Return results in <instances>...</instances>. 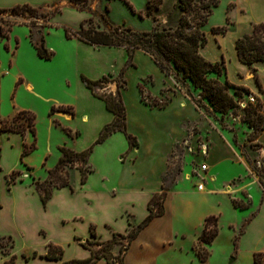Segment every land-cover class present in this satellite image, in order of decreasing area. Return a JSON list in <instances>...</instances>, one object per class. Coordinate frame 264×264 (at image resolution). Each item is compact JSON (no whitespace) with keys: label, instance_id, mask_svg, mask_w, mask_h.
Returning <instances> with one entry per match:
<instances>
[{"label":"rangeland","instance_id":"1","mask_svg":"<svg viewBox=\"0 0 264 264\" xmlns=\"http://www.w3.org/2000/svg\"><path fill=\"white\" fill-rule=\"evenodd\" d=\"M217 1L218 5L214 8L208 23L202 28L207 39L208 35H215L213 28L227 27L229 30L232 21L230 17L237 18L236 7L232 9L231 0ZM148 3L149 0H0V9H10L24 4L42 8L44 17L38 15V18L37 16L36 18L32 17L29 12L19 17L10 16L11 13L1 14L0 27L8 30L10 27L7 22L17 21L19 23L13 25L15 26L14 34L23 36L29 33V24H36L35 27L45 25L43 35H45L46 47L53 52L52 59H42L36 68L39 76L45 80L46 88L43 94L50 100L45 104V108L41 109L39 115L33 113L36 135H30L31 139L26 142L21 154L23 155L26 146H28L29 153L23 156V163L20 159V163L23 169H27V164L31 168L30 172L33 173L34 177L30 181L48 178L50 171L48 166L54 168L59 161V148L62 146L59 144H62L63 140L66 139L70 145L73 140L67 128L72 130L79 127L78 141L80 146L84 150L93 147L89 162L92 172L88 175L87 184H82V174L75 170V168L82 167V162H78L74 167L64 171L65 175L68 173L67 179L70 185L69 188L65 189H58V187L53 189L51 198H56L51 209L53 217L48 219V221L51 220L49 227H45L46 220L38 219L36 227L25 233V237L18 236L15 238L12 251L15 255V264L56 263L47 260L63 264L78 260L70 257L83 254L85 249L91 250L93 247L85 245L86 241L58 246L51 241V238L60 235V229L63 230V234L66 231H71L74 227L82 232L83 228H80V223L86 222L89 218H94L99 223V225L97 223L92 224L91 230L95 236L103 239L111 234L112 228H120V221L127 222L128 220V223H133L130 211L124 212L123 216L116 219V223L114 221L103 223L108 215L112 214V211L124 208V204L120 201L117 200L113 205L108 200L109 197L112 199L121 197V193L116 195L109 193L106 196L108 198L101 199L102 201H99L97 206L95 204V207L91 202L92 200L88 198L92 197L91 194L94 191L105 193L111 190L116 184L119 168L127 166L126 169H132L133 172H136L135 177L141 180L139 175H147L150 167L143 155L135 164L136 156L134 153L131 151L120 152L129 142L125 134H119L117 136L119 138H114L108 142L106 147L95 144L101 132L98 130L99 126L103 124L104 120L112 118V115L107 112L104 103L97 100L92 91L87 88L82 80L83 77L94 81L107 77L101 87L97 88L99 94L109 95L111 94L109 93L110 88L114 90V93L121 88L122 99L131 121L130 124L141 137L142 132L138 122V119H142L141 111L138 110L140 98L152 107H160L169 103L173 93L182 92L186 93L192 101L202 102L205 107L196 104L201 116L192 122V150H187L191 142H185L182 146H178L175 156L171 157L172 166L167 174L168 182L176 181L184 171L182 158L185 156L186 150L189 151L191 158V161L188 162V170L194 176H203L200 169L202 163H206L204 159L211 153V138L213 146L217 149L215 154L219 163L213 169L217 176L216 181L211 182L209 176L206 180L209 187L225 188V192L229 196L220 192L214 196V199L221 197L224 200L222 215H217L219 217V232L211 247L200 242L197 249L203 246L208 247L209 256L206 264H255L254 254L264 252V187L259 182V175L264 177V126L262 129L260 127L254 129L245 121L246 115L252 112L254 107L258 109L256 114H252L254 119L258 118L260 114L264 116V93L255 95L259 100L257 106L253 107V105L248 104L246 107H242L239 101H248L249 95L252 93L246 87L232 84L227 78L226 66H224L221 75L210 74V77H217L222 83L228 84L229 92L235 97L236 106L229 113L222 114L214 109L210 101L203 96L201 90L195 88L193 84L182 79V77H180L181 81L178 82L174 75H168L146 52L140 50L137 55L134 53L133 58L130 59V54L124 48L98 49L79 39L78 31L82 24L87 29L112 30L120 26L130 27L141 32L151 31L155 27L170 29L178 25L183 14L178 7V0H163L160 7L155 9L151 16L147 15ZM230 10L235 13L231 14ZM239 15L245 16L242 12H239ZM237 33L238 27L237 30L234 29L228 35H236ZM231 39L232 36L227 37L228 46L232 43ZM219 62L222 60L220 59ZM161 72L166 77L171 76L174 79L176 89L165 91L164 96L155 98L147 92V88L152 84L161 85ZM67 104L69 106H66ZM64 109H68L64 112V117L67 116L69 119L61 117L59 112H63ZM84 114L90 116L89 121L85 120L87 123L82 122ZM72 118L73 121L71 122ZM51 122L53 123L52 127ZM25 124H27L26 121ZM100 128V130L103 129V127ZM204 130L208 132L206 133ZM219 134L225 135V140ZM226 138L232 140V146L241 159L229 158L230 155H234V151ZM138 141L140 143V139ZM141 141L143 142V140ZM9 149L10 152L5 156V161L8 164H14L18 159V147L15 144ZM16 178L20 180L23 175L17 174ZM20 187L22 186L20 185ZM16 191V193L8 191L4 181L0 197H15L20 193L19 190ZM30 194L34 197L32 192ZM35 197H39L37 192ZM60 197H65L63 204L68 206V209L76 207L80 210L83 219H64L62 225L61 222L57 223L55 219L57 209L63 200ZM111 198L109 199L111 200ZM69 200L72 202L70 203ZM234 200H237L241 205L248 204V208H237L234 205ZM75 221L79 225L76 226ZM175 225L177 227L184 226L176 218ZM134 228L136 227L132 229ZM88 241L93 240L90 237ZM0 242L6 250L10 249L12 244L10 239H1ZM50 246L61 251L60 259H49L45 256L49 254ZM118 246L122 247L119 254L121 256L125 242L119 243ZM45 249L47 252L43 254ZM195 252L197 250H192V254ZM183 259L184 257L174 250H169V254L165 256V262L167 261L169 264H182L185 262ZM188 264L202 263L198 258Z\"/></svg>","mask_w":264,"mask_h":264},{"label":"crops","instance_id":"2","mask_svg":"<svg viewBox=\"0 0 264 264\" xmlns=\"http://www.w3.org/2000/svg\"><path fill=\"white\" fill-rule=\"evenodd\" d=\"M230 5L232 9L236 7L237 18L233 19L230 17L232 21L227 34L213 32L215 35H208V42L201 49V53L210 62L214 63L220 59L224 61L227 78L232 84L248 88L253 95H260L264 93V62H256L252 67L243 63L236 51V41L246 34H251L256 24L264 22V0H231ZM230 12L231 14L235 13L233 10H230ZM239 12L244 13L245 16L241 17ZM14 27L10 30L8 38L0 34V123L2 120L14 119L22 111H29L39 115L41 109L45 108V104L50 100L43 94L46 88L45 80L39 76L36 69L43 58L38 56L30 38V31L23 36L15 35ZM237 27L238 33L236 35H228L234 29L237 30ZM228 36H232V43L229 46L227 44ZM93 47L98 49L111 48L108 46ZM139 51L140 49L135 54L137 55ZM160 75L161 85L152 84L147 88V92L155 98L164 96L165 91L176 89L175 81L171 76L166 77L163 72ZM113 91L110 88L109 93H117V91L115 93ZM94 97L102 101L106 108L104 100ZM140 101L138 110L141 111L142 119H138V122L142 137L132 128L127 114L128 132L135 136L137 141L140 139V143L138 141V146L132 149L128 142L127 146L120 152L131 151L134 153L136 156L134 159L135 164L140 156L143 155L149 164V172L147 175H139L141 180H138L135 177L136 172H133L132 169H126L127 166L119 168L116 184L111 190L105 193L94 191L91 194L92 197H88L89 200H92L91 202H93L95 207V204L97 206L98 202L102 201L101 199L108 198L106 196L109 193L114 195L121 193V197H114V199L109 197L111 200L109 198L108 200L113 205L118 200L124 204V208L112 211V214L108 215V218L103 223L113 221L116 223V219L123 216L126 211H130L133 223H128V220L127 222L120 221V228H112L111 234L103 239L92 234L91 225L95 223L99 225V223L94 218H89L86 222L80 223V228H83L82 232H79L74 226V229L69 232L66 231L64 234L63 230L60 229V235L52 237L51 241L58 246H64L71 242H87L90 237L93 241L107 242L112 240L115 234L128 235L133 227H137L148 217L152 198L160 196L164 197L163 213L154 217L131 241H128V239L121 240L120 244L125 242L122 251L123 264H169L167 261L165 262V256L169 254V250L177 251L180 256L184 257L183 260L185 262L182 264H188L199 258L197 252L192 254V250L196 251L201 242L200 236L203 233L206 219L210 216L222 215L224 200L221 197L214 199V196H217L219 192L229 196L225 192V188L209 187L206 180L209 176L211 182L216 181L217 176L213 169L219 163V159L215 154L217 149L213 146L210 138L211 153L204 159V162L208 163V171L200 169V173L203 174L202 177L192 175V172L188 170V162L191 161V158L187 150H192V122H195L201 116L196 103L186 93L182 92L173 93L169 103L161 108L152 107L141 98ZM66 106H69V104ZM106 110L112 115V118L104 120L103 124L98 128L99 131H101L100 127H104L114 119V114L107 108ZM59 113H61L63 119H69L67 116L64 117V112ZM89 119L90 116L84 114L82 122L87 123L85 120L89 121ZM78 128L75 127L71 130L73 140L70 145H68L69 142L66 139L59 145H68L67 147L75 151H83L84 148L80 146L78 141L80 131ZM31 134L28 131L24 135L14 131H0V191L5 181L8 191L16 193V190H19L18 192H20L15 197H0V240L10 239L13 245L15 238L18 236L25 237V233L32 231V228L36 227L38 219L46 220L47 224L45 227H49L51 220L48 221V219L53 217L51 209L56 197L50 198L47 205H44L42 197H40L41 194L36 189L35 181H30L34 177L33 173L30 172L31 168L28 164H25L27 169L22 168L23 155L21 154L24 145L31 139ZM119 134L125 133L116 132L111 134L100 146H108V142L114 138H119L117 137ZM220 136L225 140V135ZM226 141H228L234 151V155H230L229 158L237 157L241 159L236 149L232 146V140L226 138ZM185 142H191V144L184 152L186 157L182 158L184 171L176 181L166 182L164 177L171 169V157L175 156L178 146H182ZM15 144L18 147V159L14 164H8L5 161V156L10 152L9 148L14 147ZM51 167L48 166V169H53V166ZM75 170L81 172L79 168H75ZM14 171H20V175H23V178L10 183L8 177ZM38 180L44 181L42 178ZM86 184L87 182L83 185ZM200 184H203L202 190L198 188ZM167 185L169 188H166ZM65 188H69V186L58 189ZM30 192H32L34 197L31 196ZM36 192L39 197H35ZM61 199L63 200L57 209L55 218L57 223L61 222L62 225L64 219H83L80 210L76 209L75 206L74 209H68V206L63 204L65 197ZM158 208L157 205H153L154 212H157ZM175 218L180 220L184 226L177 227ZM75 224L76 226L79 225L78 222ZM213 242L207 246L211 247ZM118 245L119 243L115 244L111 250L113 256H118L121 252L122 247L120 248ZM92 247L100 248L97 244L92 245ZM13 249L14 246L10 249L11 254H7L0 245V264H6V261L13 255ZM46 252L45 249L43 254H46ZM91 254L90 249H85L83 254L74 255L70 258L87 259ZM47 261L56 262L52 264H60L57 261ZM95 264H110V262L106 258H101Z\"/></svg>","mask_w":264,"mask_h":264},{"label":"trees","instance_id":"3","mask_svg":"<svg viewBox=\"0 0 264 264\" xmlns=\"http://www.w3.org/2000/svg\"><path fill=\"white\" fill-rule=\"evenodd\" d=\"M163 0H149L147 15L151 16L155 9H158ZM218 5L217 0H178V7L183 12L180 17L179 23L175 28L155 27L151 31L141 32L130 27H116L112 30H98L95 28H86L84 24L81 25L78 34L80 40L90 44L92 46H108V47H124L130 54V59L133 58L136 50L140 49L148 53L152 59L164 70L168 75H174L179 82L180 77L189 81L193 86L201 90L203 96L207 98L214 109L222 114L229 113L235 106V97L229 92V85L222 83L217 77H210L211 73L221 75V72L225 66V62H210L201 53V49L204 48L208 42L205 32L202 28L208 23L214 8ZM29 12L32 17L43 16L44 11L42 8H35L31 5H17L10 9H0V15L4 13H11L10 16L19 17L24 13ZM19 22L10 21L7 22L9 29L5 30L0 27V34L8 38L11 27ZM25 24V23H23ZM29 24L30 38L35 46L38 56L45 60H50L53 57V52L46 47L45 35H43V28L45 25ZM193 29V31H192ZM191 30V31H190ZM227 27L213 28L214 33H226ZM236 51L239 59L252 67L256 62H264V22L256 24L251 34H246L240 37L236 41ZM107 79L104 77L100 80H89L85 77L82 78L92 93L105 101L106 108L114 114L112 122L103 127L95 144L103 143L108 136L116 132H124L130 144V148L138 146V141L135 136L130 134L127 129V111L122 99L121 88L118 89L116 94H99L97 88L101 87L102 83ZM144 99V98H143ZM194 102L202 107L204 104L200 101ZM256 104H251L257 106ZM167 103L161 107L166 106ZM68 109L62 110L66 112ZM257 108L254 107L252 112L246 115L245 121L248 125L254 129L264 126V116L258 115V118L254 119L252 114L257 112ZM24 121V123H23ZM25 121L27 124H25ZM0 131H14L21 134H25L26 131H30L32 135H36L35 128V116L29 111L20 112L12 120H2L0 123ZM70 135L72 132L67 128ZM34 145L31 147L33 149ZM61 157L57 165L49 171V176L46 180H35L37 190L41 193L42 201L46 205L52 196L53 189L55 187L62 188L70 185L67 179L68 173L64 174L69 168H72L78 162H82V167H78L82 174V184H85L88 179V175L92 172L89 165V160L93 151V147H89L83 151H75L67 146H61ZM29 153V147L26 146L23 156ZM258 172V171H257ZM20 174V171H14L8 180L10 183L17 180L16 175ZM259 175V172L257 173ZM167 182V175L164 177ZM259 182L264 187V177L259 175ZM166 188H169L167 185ZM163 200L164 197L155 196L152 198L148 217L136 228L132 229L128 235L115 234L114 238L107 242L101 241H87L85 245L97 244L99 249L92 248V254L87 259L72 260L64 262L63 264H95L99 259L106 258L110 264H123V258L121 256H113L111 253L115 244L120 243L122 239H128L131 241L137 233L148 224L154 217L163 213ZM234 205L237 208L246 209L247 205H241L237 200H234ZM153 205H157L158 211L154 212ZM219 232V222L217 216H210L205 221L203 233L200 236L201 242L205 245H210ZM94 235V232L92 231ZM4 252L11 254L10 249L13 248V243L9 250L1 244ZM49 254L45 255L49 259H60L61 251L50 246ZM198 257L202 264H206L209 256L208 248L201 247L197 249ZM255 264H264V252H256L254 254ZM6 264H15V255H11L10 259L6 261Z\"/></svg>","mask_w":264,"mask_h":264},{"label":"built area","instance_id":"4","mask_svg":"<svg viewBox=\"0 0 264 264\" xmlns=\"http://www.w3.org/2000/svg\"><path fill=\"white\" fill-rule=\"evenodd\" d=\"M257 102H258V99L256 98V96L251 94V95H249V100L248 101L241 100V101H239V104L242 107H246L248 104H256ZM207 169H208L207 164H202L201 165V170L202 171H207ZM198 188L200 190H202L203 189V184L198 185ZM116 264H119V262H116Z\"/></svg>","mask_w":264,"mask_h":264}]
</instances>
